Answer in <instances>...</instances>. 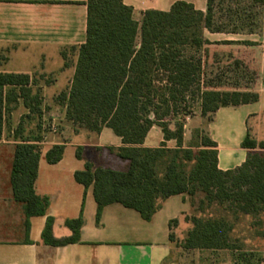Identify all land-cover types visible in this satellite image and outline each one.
Instances as JSON below:
<instances>
[{
    "label": "trees",
    "instance_id": "16d2710c",
    "mask_svg": "<svg viewBox=\"0 0 264 264\" xmlns=\"http://www.w3.org/2000/svg\"><path fill=\"white\" fill-rule=\"evenodd\" d=\"M206 1L205 12L178 0L166 11L148 9L135 20L133 8L122 0H87L86 40L78 48L68 91L57 97L65 119L74 126L96 134L106 127L122 142L121 147L108 150L126 163L124 170L95 167L87 160L84 169L74 173L77 183L92 187L96 224L100 225L102 210L110 204L133 209L150 221L165 199L187 194L194 206V199L202 194L196 214L185 216L192 225L181 243L187 251L225 249L232 231L229 215L264 211V142L257 143L247 134L241 144L249 151L246 161L222 171L217 166L216 143L207 134L197 133L184 148L183 122L175 119L179 112L188 115L195 100L201 116L208 119L219 108L258 100L252 91L222 90L211 81L205 83L200 53H206L203 48L211 44L203 36L204 29L257 31L264 0ZM233 65L239 67L242 62L234 60ZM29 83L28 75L0 73V139L9 104L18 96L31 113L40 115L41 100L31 96ZM153 126L161 129L163 141L157 147H145ZM170 140L175 141L174 148L166 145ZM38 141L21 140L15 145L10 173L13 199L23 206L27 231L29 219L46 215L49 205V199L35 191L42 154ZM64 148L52 146L45 153L47 163H58ZM76 157L81 158L80 147ZM212 207L223 214L202 216ZM53 222L47 217L41 235L45 244L58 247L80 241L82 215L64 221L72 234L61 239L52 235ZM176 223V219L170 221V225Z\"/></svg>",
    "mask_w": 264,
    "mask_h": 264
},
{
    "label": "crops",
    "instance_id": "0c3cea01",
    "mask_svg": "<svg viewBox=\"0 0 264 264\" xmlns=\"http://www.w3.org/2000/svg\"><path fill=\"white\" fill-rule=\"evenodd\" d=\"M122 1L133 8V17L139 20L141 12L148 9L166 11L178 0ZM183 1L192 3L203 12L207 9L206 0ZM86 2L0 0V73L28 75L31 96L38 95L41 100L40 115L31 113L23 98L18 96L15 102L9 104L10 110L4 116L0 139V264H179L175 242L182 238L177 231L181 227L188 228L185 216H190L192 199L187 194L165 199L150 221L143 220L133 209L117 203L110 204L103 208L100 225H97V206L92 187L85 188L77 183L74 173L83 170L87 160L95 167L124 170L126 163L108 150L121 147V139L106 127L96 134L74 126L65 119L64 112L60 119L65 129L52 133L45 130L47 125H53L52 122H45V104L68 91L74 74L77 57L68 72L65 57L69 56V51L78 53L79 46L86 40ZM203 36L211 43L228 42L221 46L229 48L237 60L255 73L251 86L242 91L257 93L258 100L219 108L205 124L207 135L217 145V166L226 171L246 161L249 151L241 144L247 134L257 143L264 142V7L261 8L257 31L211 33L204 29ZM209 46L212 44L206 47ZM47 61H55L56 67L45 66ZM50 75H55L53 82L46 80ZM65 81L69 84L67 90L59 92ZM9 89L7 87L5 92ZM15 93L19 95L17 87ZM201 118L200 111L192 118L194 130L200 127ZM156 127L150 129L143 146L157 147L163 141L159 127L157 137H151ZM183 128V147L187 148L192 139L186 137L185 123ZM35 139L39 140L42 149L35 191L47 197L49 205L46 215L29 219L27 231L23 206L13 199L10 173L15 145L21 140ZM156 142L159 144L156 145ZM54 145H64L63 156L58 163L49 164L45 153ZM166 145L174 148L176 144L170 140ZM77 147L81 148L80 159L76 157ZM104 152L116 162L118 160L123 169L103 163L100 158ZM80 215L83 225L79 242L58 247L43 242L41 235L47 217L54 219L53 237L61 239L72 234L64 221ZM175 219L177 223L170 225V221Z\"/></svg>",
    "mask_w": 264,
    "mask_h": 264
},
{
    "label": "rangeland",
    "instance_id": "374dc122",
    "mask_svg": "<svg viewBox=\"0 0 264 264\" xmlns=\"http://www.w3.org/2000/svg\"><path fill=\"white\" fill-rule=\"evenodd\" d=\"M222 43L224 42H213L211 43L212 46H209L208 48L205 46L203 48L206 49V53H203V51L200 53L204 63V82L211 81L213 85H217L216 88L222 90L232 88H239L242 90L245 87H250L255 78V73L245 67L243 63L241 66L239 65V67L233 65L234 60H237L236 56L231 50H229V48L222 47ZM68 54L69 56L65 57L67 72L71 70V66H73L75 58L77 57V53L75 54L74 51H69ZM44 65H50L51 68H55L56 62L47 61ZM70 76L71 75L69 74L66 80L69 81ZM54 79L55 75H50L46 80L48 82H53ZM65 82L61 85L63 86V89H59V92L60 90H67L69 84H67V82L65 84ZM187 111L190 112L188 115L185 114V111L179 112L175 117V119L182 121L183 124L185 123L186 137L192 139L197 133L201 136L207 134L205 131V124L208 117L201 118L200 127L197 128V130L193 129L194 122L192 118L196 116V114L198 115V111H200L198 101H193L191 107ZM44 113L46 123L52 122V124L57 127V131L65 129L60 119V117H62L61 114H63V107L57 100V97L47 101ZM173 125L174 120L171 121L170 127L174 128ZM45 128L48 133H52L51 126L48 127L47 125ZM70 129L73 128L70 127ZM157 131H160L158 127L153 130V134L151 135L152 138L157 137ZM155 144L158 145L159 143L156 142ZM91 155L94 156L92 153ZM102 155L103 156L100 160L103 163L109 164L116 169H123V165L120 164L118 160L116 162V160L112 156H109L107 152H104ZM201 196L202 194L197 195L194 199L195 205L192 206L190 215L196 214L195 212H197L196 210L198 209ZM220 212L219 208L212 207L207 209L202 216H216L222 213ZM228 219L232 225V231L228 238L227 247L222 250H184L181 247V243L192 225L187 221L188 228H179L177 235L182 239L178 238L179 240L175 242V255L179 264H264V211H261L256 215H229Z\"/></svg>",
    "mask_w": 264,
    "mask_h": 264
},
{
    "label": "built area",
    "instance_id": "2783aa9c",
    "mask_svg": "<svg viewBox=\"0 0 264 264\" xmlns=\"http://www.w3.org/2000/svg\"><path fill=\"white\" fill-rule=\"evenodd\" d=\"M51 129H52V131H56V130H57V128H56L55 125H52V126H51Z\"/></svg>",
    "mask_w": 264,
    "mask_h": 264
}]
</instances>
